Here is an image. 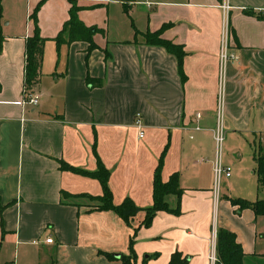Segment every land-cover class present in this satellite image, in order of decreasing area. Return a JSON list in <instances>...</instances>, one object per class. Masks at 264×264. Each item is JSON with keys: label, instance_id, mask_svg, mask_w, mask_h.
<instances>
[{"label": "crops", "instance_id": "crops-1", "mask_svg": "<svg viewBox=\"0 0 264 264\" xmlns=\"http://www.w3.org/2000/svg\"><path fill=\"white\" fill-rule=\"evenodd\" d=\"M11 1L0 5V264H123V256L170 264L176 253L188 264H211L220 229L236 235L247 264L264 261V216L240 211L221 188L216 195L215 175L220 160L256 184L257 200L264 197L255 161L259 145L264 154V0H135L129 14L119 1L77 0L80 20L101 30L92 52L84 41L57 48L72 4L45 0L38 21L46 42L31 87L41 96L36 107L22 100L30 16L41 0L24 9ZM114 3L121 14L110 37ZM163 26L161 38L184 51L185 81L176 56L145 42V33ZM88 78L102 84L91 88ZM231 138L235 145L224 152ZM168 144L161 178L179 174L180 200L165 198L179 213L159 212L146 227ZM97 156L110 172L113 204L131 199L142 209L128 223L75 198L102 197L98 179L61 170L62 161L94 173Z\"/></svg>", "mask_w": 264, "mask_h": 264}, {"label": "trees", "instance_id": "trees-1", "mask_svg": "<svg viewBox=\"0 0 264 264\" xmlns=\"http://www.w3.org/2000/svg\"><path fill=\"white\" fill-rule=\"evenodd\" d=\"M122 3L124 11L129 14L131 9V4L135 0H115ZM45 0H41L36 8L34 9L30 19L34 23L33 36L28 39L26 45V65H25V86L28 89L37 83L39 70L41 67L45 39L41 37L40 27L38 21V13L43 6ZM72 7L70 9V20L65 24L63 30L59 35L54 39L56 42L57 48L60 49L61 46L71 44L76 41H84L89 43V52L97 49V45L94 42V36L98 33H101V30L97 27H88L86 26L79 18V12L82 10L78 6L77 0H70ZM1 5V0H0ZM1 21V13H0ZM167 26L155 33L147 32L144 34L145 42L148 45H155L163 47L170 54L174 55L178 59L179 63V73L183 81L186 80L184 74V51L182 47L177 46L167 40L161 38L163 31ZM1 41V40H0ZM102 84L100 80H93L88 78V85L91 88L99 87ZM169 149V144L166 146L161 158L159 165L155 171L154 177V205L152 208H148L145 211L147 212V217L143 224L146 227H149L152 224V221L155 215L159 212H172L175 214L179 213V208L172 210L169 208L165 202V198L169 195H176L180 200L182 191L179 188V174L175 173L170 177L168 182H163L161 178L162 167L164 163V158ZM98 158V156H97ZM255 161L257 164L256 175L259 191L264 193V154L261 146H258V149L255 154ZM61 170L63 171H72L84 176L92 177L98 179L103 187V196L102 197H92L90 195L77 196L86 197L91 201L97 202L98 211H113L116 212L126 223H128L132 218H134L142 209L138 208L131 199H126L121 205L115 206L112 202V192L109 187V178L110 172L102 164L98 158V170L94 173L86 172L79 170L77 168L69 166L65 162H60ZM66 198H72L74 196L63 194ZM231 204L233 206H239L240 211L250 209L256 216H264V197L258 199L256 202H247L242 199H231ZM1 211L4 209L0 205ZM217 264H247L245 260V254L241 245L237 242L236 235L228 230L220 229L217 234ZM110 259L114 257L110 254L107 255ZM121 261L123 264H131L129 257H122ZM52 264H56L53 262ZM170 264H188L187 260L182 257L181 254L176 253L173 255Z\"/></svg>", "mask_w": 264, "mask_h": 264}, {"label": "rangeland", "instance_id": "rangeland-1", "mask_svg": "<svg viewBox=\"0 0 264 264\" xmlns=\"http://www.w3.org/2000/svg\"><path fill=\"white\" fill-rule=\"evenodd\" d=\"M11 2H14L13 0ZM21 4H22V9L25 8L26 6V2L27 0H21L20 1ZM20 5H18L17 3V7L20 9L19 7ZM112 11L113 12H116L118 11L116 14L115 13H111V23H110V31H111V34H110V37L112 35H114V30L116 29L115 26H116V23H115V19L116 18H120V6L117 5L116 3H114L112 5ZM7 23V21L4 22V25ZM108 28V27H106ZM227 145H235V140L233 138L229 139V140H225V143H224V152H227V149H226V146ZM224 163H225V160H224ZM224 166L226 167H231L232 169V181L230 183H228L227 181H223L222 183V186L220 185V188H221V193H230L232 195V197L234 199H242L244 201H247V202H256L257 201V196H258V193L256 191V184H255V188L254 186H248L247 184L244 183L243 180H240L239 178V175L240 173L238 172V169L236 170L235 167H232L230 166L229 164H224ZM252 169L253 167L251 166L250 168H246V172L244 173H248V175H251L252 174ZM249 192L251 194H249ZM240 195L242 196H247L250 197V198H243V197H240ZM250 195V196H249ZM250 199H254V200H250ZM256 264H264V261H258V263Z\"/></svg>", "mask_w": 264, "mask_h": 264}, {"label": "built area", "instance_id": "built-area-1", "mask_svg": "<svg viewBox=\"0 0 264 264\" xmlns=\"http://www.w3.org/2000/svg\"><path fill=\"white\" fill-rule=\"evenodd\" d=\"M104 1L109 3V2H112L113 0H104ZM223 9L225 12H229L231 10V6L228 3H226L223 5ZM228 33H229V30L227 28L226 32H225V36H228ZM223 58L227 59L226 54L223 55ZM40 100H41L40 94L33 91L32 89H28L27 87H25L24 97L22 100V104L24 106L29 105L32 107H36L39 105ZM197 117L199 118L200 116L198 115ZM137 125L139 127H141V120L137 121ZM143 135L144 134L141 133V137H143ZM216 140L218 142V145L221 146V144L223 143V135L217 133L216 134ZM215 175H216V186H217L216 187V195H217L219 193V190H220L221 177L225 176L226 178H230L232 175V169H231V167L223 166L221 161L219 160V161H217L216 166H215ZM47 242L53 243V240L48 239ZM210 261H211V264H217L218 257H217L215 252L211 255Z\"/></svg>", "mask_w": 264, "mask_h": 264}]
</instances>
